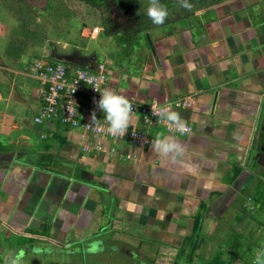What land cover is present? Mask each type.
<instances>
[{"label": "crops", "instance_id": "1", "mask_svg": "<svg viewBox=\"0 0 264 264\" xmlns=\"http://www.w3.org/2000/svg\"><path fill=\"white\" fill-rule=\"evenodd\" d=\"M255 3L264 5L262 0L210 2L196 5L191 15L175 8V21L157 31L141 69L123 66L118 79L110 76L106 88L138 104L194 100L192 106L172 108L193 126L190 134L152 126L140 113H134L138 127L129 128L178 141L185 149L181 157H161L152 143L135 145L128 137L59 126L58 119L48 122L47 134L41 132L46 140L38 139L40 149L29 145V132L14 117L11 130L19 134L6 147L0 138V230L42 242L23 246L33 255L48 251L50 260L58 253L73 256L76 246L85 258L83 249L97 245L103 254L108 247L130 256L163 252V262H169L175 255L167 254H175L197 228L200 242L201 232L215 222L210 220L264 180V12L256 16ZM75 58L87 57L76 50ZM96 65L94 59L87 66ZM121 82L127 86L121 88ZM14 87L12 82L8 90ZM7 93L0 91V101L9 103ZM87 100L82 93L81 108ZM1 108L0 137L8 120V110ZM86 139L116 151L85 152ZM13 153H18L13 161L25 166L10 172Z\"/></svg>", "mask_w": 264, "mask_h": 264}, {"label": "rangeland", "instance_id": "2", "mask_svg": "<svg viewBox=\"0 0 264 264\" xmlns=\"http://www.w3.org/2000/svg\"><path fill=\"white\" fill-rule=\"evenodd\" d=\"M35 2L36 4L30 6L31 12L26 13L24 9L20 8L23 3H19V0H0V91L6 93L3 94L4 96L8 94L7 92L11 96L9 103L6 100L0 101L1 109L8 110V120L4 127L6 131L2 134L4 136L0 137L3 146L10 142V137L19 134V132L11 130L14 117L29 132L31 136L28 141L29 145L41 149L43 143L40 145L39 140H46L42 139L40 135L42 131L47 134L49 121L42 124L34 121L41 104L39 90L42 84L35 77L18 73L25 67H30L35 59L52 61L54 58L71 55L78 50L82 55H90L91 60L95 58L97 63H103L110 71L109 76L118 79L120 68L123 66L125 69H141L147 51L152 49L151 42H154L159 36L157 31L167 29L164 26L154 27L151 25L153 23L151 21V24L143 27L146 30H141L138 36L136 35L138 44L125 45L121 44L122 41L118 38L119 33H115L113 37H107L101 31L85 3H77L75 6L72 0H35ZM64 2V6L67 8H64ZM262 2L264 4V0ZM51 3L55 6L51 7ZM193 3L201 6V2ZM252 7L256 16L260 12H264V5L255 3ZM67 10H71L74 14H68ZM118 12V8L115 6L112 15L115 27L127 28L130 26L134 18L133 20L128 18L125 21V19L119 18L120 16L123 18L124 15H119ZM256 18L259 19V17ZM33 31L39 32L37 38L43 39V41L35 46L32 43L26 52L18 56L20 57L19 61L16 57L15 61L13 56L24 46L23 38L33 34ZM130 46L131 49H129ZM66 59L68 60L65 61H71V58L66 57ZM12 82L16 87L8 90L12 86ZM126 86L125 82H121V88ZM59 126L68 127L70 125L60 123ZM48 141L52 144L51 137L48 138ZM22 142L20 143L22 144ZM262 173L264 178V172ZM256 184L257 180L255 186L251 187V195L244 194L236 203L228 206V210L222 213V216L217 220H210L215 221L212 223V229L209 228L206 233L201 232L200 242L197 246L198 251L194 255L192 254L193 246L188 244V239L192 238H185L182 244L177 247L175 254H167L168 256L175 255L169 262H163L165 261L163 252H159L160 257L157 256L158 253L151 255L146 250L141 252V256L135 253L130 256L122 251H112L108 247L103 254L98 252L101 249L97 245L83 249L85 258L81 254V246H76L73 256L58 253L56 259L50 260L47 257L48 251L34 250L36 254L33 255L31 252L26 253L23 246L26 243L32 245L42 242L37 240L30 242L31 240L25 233L11 231L12 234L6 236L7 234L0 230V264H8V261L13 256L15 257L14 253L21 242L23 252L17 255L20 264H187L188 261V264H209L212 255L219 249L224 250L228 256H231L233 251L238 255L242 253V260L248 259L251 262L255 259L256 251L264 249V207H261L259 203V199L264 196V181ZM242 214L243 218L237 221V217ZM28 230L30 231L29 228ZM250 246L253 249L248 252L247 248ZM89 252H98L99 254L88 255Z\"/></svg>", "mask_w": 264, "mask_h": 264}, {"label": "built area", "instance_id": "3", "mask_svg": "<svg viewBox=\"0 0 264 264\" xmlns=\"http://www.w3.org/2000/svg\"><path fill=\"white\" fill-rule=\"evenodd\" d=\"M18 73L35 77L42 84L39 90L42 105L36 113L34 118L35 122L42 124L47 120L51 121L59 116V120L63 124H68L74 128H81L85 133L107 136L111 139L115 138L106 132L105 120L100 118L103 111L98 108L96 102L101 98V93L96 91L92 87L93 85H88L85 82L92 80L101 91L107 86L110 81L109 70L103 63H97L96 67L92 69L89 67L74 66L70 62L59 58L53 59L52 61L41 60L39 58L35 59L30 67H25L23 71H19ZM82 93L88 94V105L84 108L79 107ZM118 94L126 96L123 93ZM130 101L133 104L134 113H140L146 123L152 126L162 125L166 130L165 121L159 120L157 116L152 115L153 105L157 106L158 109L170 106L172 110L175 106L189 107L194 103V100L190 98L178 99L174 102L166 101L163 104L155 102L151 104H138L132 99ZM94 111L97 120L95 123H92V113ZM185 124L191 133L193 126L188 123ZM42 136L45 137V135ZM124 137H128L135 145L144 146L151 144L154 139L148 133L136 129L128 130V134ZM83 150L85 152L96 150L113 153L116 151V148L114 146H105L102 142L94 144L92 140L86 139L83 142Z\"/></svg>", "mask_w": 264, "mask_h": 264}, {"label": "trees", "instance_id": "4", "mask_svg": "<svg viewBox=\"0 0 264 264\" xmlns=\"http://www.w3.org/2000/svg\"><path fill=\"white\" fill-rule=\"evenodd\" d=\"M37 1V0H36ZM42 1V0H41ZM65 1V0H64ZM225 0H189V3L192 5L191 10H188L184 7L181 6L180 0H160V3L167 8L168 11V17L166 18L165 22L161 25H156V24H151V20L147 16V8L149 6V0H72L74 2L75 6L77 3H85L88 8L90 9L89 11L92 14V17L95 18L97 21L98 27L101 29V31L108 37H113L115 33H119V40L122 41L121 44L125 45H136L138 44V33L141 32V30H146L143 29V27L148 26L149 24L153 25L154 27H160V26H165L169 23H173L175 20L173 18V10L175 8H178L181 11V15H191L195 9H196V4L193 2H201L200 5L205 6L204 4H208L210 2H221ZM19 3H23V6H20L21 9H24L26 13L31 12V5L36 4L35 0H19ZM8 5H13V4H8ZM65 5V2L63 6ZM51 7L55 6L52 3L50 4ZM118 8L117 14L119 15H124L122 18L121 16L119 17L120 19H125V21L128 20V18H131L133 20L132 24L128 26L127 28H116L115 27V22L112 20V15H113V8L114 7ZM60 8V5H58ZM64 8H67V6ZM68 14H74L71 10L66 11ZM93 12V13H92ZM98 19V20H97ZM28 24H30L29 21H27ZM148 28V27H147ZM136 33V34H134ZM137 35V36H136ZM37 37H39V32L33 31V34L27 35L26 38H23V44L19 51L13 56L15 61L16 58L19 61L18 56L23 54L24 52L27 51L28 48H30L31 44L33 43L34 46L37 45L39 42L43 41L39 40ZM131 49V46L129 47ZM80 53V52H79ZM67 56L68 58H71L70 63L74 66H83V67H88L87 65L90 63L94 62V59L91 60V56H85L87 57L86 59H82V62H78L75 58V52L72 53L71 55H63ZM16 57V58H15ZM53 57V56H52ZM75 59H74V58ZM54 58V57H53ZM56 59V58H54ZM17 61V62H18ZM30 65V64H29ZM25 69V68H24ZM81 107V106H79ZM54 119L59 120V116L55 117ZM61 122V121H60ZM68 125V124H67ZM264 181V180H262ZM261 182V181H260ZM258 182L257 184H260ZM264 197V196H263ZM261 197L259 199V203L261 204V207H264V199ZM247 210V208L245 207ZM237 221H240L242 216L237 217ZM196 234L192 237L190 240V246H193V252L192 254L194 255L195 252H197V246H198V237L199 236V228L196 229ZM253 249V247H248L247 251L250 252ZM242 254V253H241ZM241 254H237L235 251H233L230 255L228 256L224 250H217L215 254L212 255L211 261L209 264H233L235 262L239 264H253V261L249 262L248 259L242 260ZM182 262V261H181ZM185 263V262H184ZM189 261L187 262V264Z\"/></svg>", "mask_w": 264, "mask_h": 264}, {"label": "clouds", "instance_id": "5", "mask_svg": "<svg viewBox=\"0 0 264 264\" xmlns=\"http://www.w3.org/2000/svg\"><path fill=\"white\" fill-rule=\"evenodd\" d=\"M181 6L191 10L192 5L189 0H180ZM147 16L153 24L161 25L168 17V11L160 0H149L147 8ZM69 62V61H67ZM83 67V66H82ZM88 85L101 93V98L96 102L99 109L103 111L106 125V132L115 137L120 138L128 134L129 128L138 127V117L135 116L133 104L130 99L124 95L116 93L114 90L104 88L102 91L94 84L92 80L85 81ZM152 115L157 116L159 120L165 121L169 133H180L181 135L190 133V129L186 126L180 114L171 110V107L157 108L152 106ZM97 120L95 111L92 113V123ZM152 150L161 157L171 156L173 159L183 156L184 146L176 140L161 135L156 136L151 144ZM8 264H20L19 257H13ZM253 264H264V249L256 251Z\"/></svg>", "mask_w": 264, "mask_h": 264}, {"label": "water", "instance_id": "6", "mask_svg": "<svg viewBox=\"0 0 264 264\" xmlns=\"http://www.w3.org/2000/svg\"><path fill=\"white\" fill-rule=\"evenodd\" d=\"M66 57L67 56H61V58H59V59H62V60H68V59H66ZM18 155V153H13L12 154V158H11V160H10V162H9V166L7 167V170H9L10 172H13L14 170H15V168L16 169H19L20 167V165H23L25 162L23 161V162H20V161H13V158L14 157H16ZM19 164V165H18ZM23 166H25V165H23ZM19 167V168H18ZM19 252L17 253L18 255L20 254V253H22L23 252V247H20L19 249Z\"/></svg>", "mask_w": 264, "mask_h": 264}, {"label": "flooded vegetation", "instance_id": "7", "mask_svg": "<svg viewBox=\"0 0 264 264\" xmlns=\"http://www.w3.org/2000/svg\"><path fill=\"white\" fill-rule=\"evenodd\" d=\"M8 161H9V158L8 157H6L5 159H3V165H7V163H8Z\"/></svg>", "mask_w": 264, "mask_h": 264}]
</instances>
